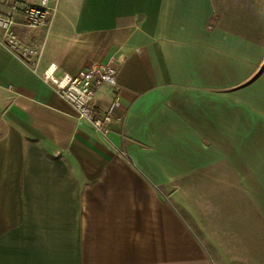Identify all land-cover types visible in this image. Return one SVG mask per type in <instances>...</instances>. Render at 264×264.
Wrapping results in <instances>:
<instances>
[{
	"label": "crops",
	"instance_id": "obj_1",
	"mask_svg": "<svg viewBox=\"0 0 264 264\" xmlns=\"http://www.w3.org/2000/svg\"><path fill=\"white\" fill-rule=\"evenodd\" d=\"M50 6L35 69L0 41V264H264V0ZM110 60L106 136L42 73Z\"/></svg>",
	"mask_w": 264,
	"mask_h": 264
},
{
	"label": "built area",
	"instance_id": "obj_2",
	"mask_svg": "<svg viewBox=\"0 0 264 264\" xmlns=\"http://www.w3.org/2000/svg\"><path fill=\"white\" fill-rule=\"evenodd\" d=\"M51 1L19 0L9 10H0V30L3 32L1 43L14 55L34 66V69L42 43L22 38L17 30L18 13L22 11L26 28L45 27L52 15ZM2 2L4 0H0V3ZM118 70V64L110 60L94 63L75 74L58 76L57 65L52 63L43 71L42 78L60 97L72 104L81 119L90 122L98 132L107 136L114 123L123 121V115L119 114L123 106L122 101L117 94L110 106L103 110L95 104V100L99 90L105 85L118 88Z\"/></svg>",
	"mask_w": 264,
	"mask_h": 264
}]
</instances>
